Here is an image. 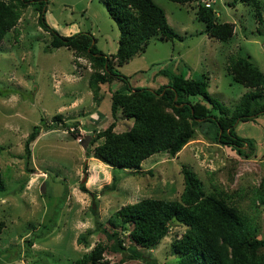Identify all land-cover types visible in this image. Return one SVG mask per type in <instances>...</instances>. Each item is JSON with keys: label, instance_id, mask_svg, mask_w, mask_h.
<instances>
[{"label": "rangeland", "instance_id": "374dc122", "mask_svg": "<svg viewBox=\"0 0 264 264\" xmlns=\"http://www.w3.org/2000/svg\"><path fill=\"white\" fill-rule=\"evenodd\" d=\"M28 1L15 29L0 42V171L5 182L0 191V264H72L98 241L107 242L94 231L91 193L98 198V220L108 228L109 215L122 205L146 197L178 199L183 165L201 179L206 192H233V203L264 238V193L257 194L264 182V112L235 123L237 136L252 142L249 148L243 145L245 155L214 141L213 129L206 134L204 126H196L193 138L174 156L155 152L136 172L111 167L93 156L99 141L89 139L112 121L115 132L130 127L132 119L120 112L113 117L110 111V93L123 82L101 83L94 96L88 86L89 61L66 47L52 48L32 6L39 0ZM44 1L45 20L60 34L86 32L106 55L116 51L119 29L103 0ZM152 1L180 38L151 36L144 52L115 67L131 86L149 88L167 82L157 74L160 69L189 78L204 73L209 94L232 112L249 88L226 73L228 57H246L264 72V1L259 21L247 5L211 0L217 19L234 24L227 41L204 32V23L194 14L196 2ZM34 125L40 132L29 145L27 160L24 142ZM81 183L87 192L79 189ZM183 230L172 222L166 236L143 251L142 258L127 250L105 252L103 258L106 264L122 256L127 260L121 264H177L171 242ZM80 234H88V245L79 242Z\"/></svg>", "mask_w": 264, "mask_h": 264}, {"label": "trees", "instance_id": "16d2710c", "mask_svg": "<svg viewBox=\"0 0 264 264\" xmlns=\"http://www.w3.org/2000/svg\"><path fill=\"white\" fill-rule=\"evenodd\" d=\"M170 1L180 4L196 2L195 17L204 23V32L209 37L219 41L232 37L234 24L217 19L212 1L209 5L201 0ZM263 1L231 0L228 4L247 5L260 21ZM28 2L0 0V42L10 30L15 29ZM38 2L32 6L38 12V25L50 34V46L66 47L76 57L89 61L92 73L88 86L94 96L97 97L101 83H110L114 79L123 82L122 88L110 93V111L113 117L120 112L132 119L130 127L115 132L112 121L105 129L97 131L89 139L91 143L99 141L93 148V156L111 167L136 172L141 161L155 152L176 155L193 138L196 126H204L206 134L213 129L214 141L234 148L239 155L246 154L243 145L249 148L252 142L237 136L235 123L264 112V72L248 58L230 56L225 66L233 81L249 88L240 96L232 112L209 94L208 76L204 73L197 78H189L160 69L157 74L166 76V83L156 88L131 86L128 77L120 73L115 65H121L144 52L151 36L157 35L169 41L180 38L168 24L160 6L152 0H103L108 15L119 29L116 51L106 55L95 46L89 33L62 35L51 27L44 16L45 1ZM55 118L60 120L59 116ZM39 132V126L34 125L27 135L24 142L27 160L31 156L29 145ZM180 171L183 188L178 199L146 197L122 205L109 215L108 228L98 220V198L91 193L94 231L104 234L107 242L98 241L91 250L75 257L72 264H106L103 257L109 251L124 253L127 250L130 256L142 258L143 251L166 236L172 222L184 226V230L171 242L177 264H264V238L255 234V226L233 203L234 193L222 190L206 192L194 171L184 165ZM114 187L113 183L108 189ZM259 188L256 193L263 196L264 182L259 184ZM4 189L5 182L0 171V191ZM79 189L87 192L82 183ZM88 234H80L79 242L88 245ZM27 241L30 244V240ZM125 241L127 244H124ZM125 260L127 258L122 256L112 264H121Z\"/></svg>", "mask_w": 264, "mask_h": 264}, {"label": "built area", "instance_id": "2783aa9c", "mask_svg": "<svg viewBox=\"0 0 264 264\" xmlns=\"http://www.w3.org/2000/svg\"><path fill=\"white\" fill-rule=\"evenodd\" d=\"M202 2L205 3V5H209V3L211 2V0H201Z\"/></svg>", "mask_w": 264, "mask_h": 264}]
</instances>
